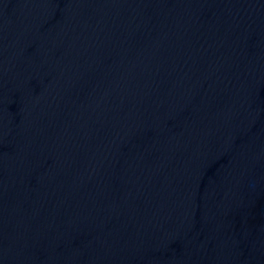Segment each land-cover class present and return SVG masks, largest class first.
I'll use <instances>...</instances> for the list:
<instances>
[{"label":"water","instance_id":"1","mask_svg":"<svg viewBox=\"0 0 264 264\" xmlns=\"http://www.w3.org/2000/svg\"><path fill=\"white\" fill-rule=\"evenodd\" d=\"M0 264H264V0H0Z\"/></svg>","mask_w":264,"mask_h":264}]
</instances>
